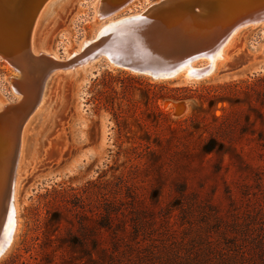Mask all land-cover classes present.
<instances>
[{"label":"rangeland","instance_id":"obj_1","mask_svg":"<svg viewBox=\"0 0 264 264\" xmlns=\"http://www.w3.org/2000/svg\"><path fill=\"white\" fill-rule=\"evenodd\" d=\"M159 1L135 0L113 20L139 14ZM98 2L49 0L32 35L34 54L71 56L95 33ZM107 2L112 5V0ZM14 36L15 42H21L23 33L17 30ZM218 63L211 76L195 82H187L183 74L155 81L103 62L75 72H55L25 128L15 194L17 231L0 264L18 249L27 264H138L143 252L144 259L154 264L166 262L165 254L194 264L197 259L189 261L188 256L200 254L204 246L193 244L194 232L182 221L200 220L194 209L187 210L184 220L180 210L170 207L184 199L180 191L210 205L229 223L247 218L264 221L260 212L264 208V23L240 30L227 58ZM40 68L29 69L32 74L27 72L23 79L19 70L0 58V102L12 106L28 95L16 91L10 79L27 87L29 95L35 94ZM178 88L185 90L177 92ZM156 95L187 99H156ZM9 106L2 111L11 113L10 122L0 117V188L19 135L20 122ZM207 145L214 149L208 152ZM121 177L125 196L116 207L123 211L127 229L101 230L98 223L107 200L111 201L101 183L115 184ZM68 186L91 192L84 209L73 207V200L48 209L43 206V196ZM136 219L151 221L154 228L141 235L138 244L128 226ZM80 223L89 235L87 241H97L96 250L73 247L67 240L66 231L77 232ZM258 228L254 227L247 245L248 254L255 257L259 250L253 241L262 238ZM118 239L124 240L115 253L111 245ZM233 239L219 240L216 234L214 241L219 240L230 255ZM137 245L138 251H129ZM219 260L213 264H220Z\"/></svg>","mask_w":264,"mask_h":264},{"label":"bare ground","instance_id":"obj_2","mask_svg":"<svg viewBox=\"0 0 264 264\" xmlns=\"http://www.w3.org/2000/svg\"><path fill=\"white\" fill-rule=\"evenodd\" d=\"M49 0H29L21 4L20 9H26L22 12L14 13L15 15L11 17L10 14L7 15L6 22L10 24V28L12 30L11 35H1L0 32V44L3 45H14L15 48L12 51H4L0 52V58L6 60L9 64L11 61L8 59L10 56L19 58V65L15 66L16 70H19L23 74V79H25V74L29 71L32 74V69L36 66H41L40 69H47L52 67L55 69V72L62 71H72L75 72L76 68H85L88 65H91L95 61H90L85 65H81L79 67H71L74 63L76 57H80L82 53H85V47L90 44H95L96 41L102 36L103 32L108 29L109 27L112 28L113 24L119 23L120 20L129 19L133 16H128L125 18L113 20V16L122 10L123 8L129 6L135 0H112V5L108 4L107 0H103V2L97 3L96 7V16L99 18V23L97 29L90 40L82 41L78 47V50L74 52V55L69 56L66 59H61L57 57L53 53L40 51L38 52L39 55H35L32 51V35L36 32L38 25L42 23L43 16L45 11L47 10L44 7L46 6ZM54 1V0H53ZM164 2L169 3L172 5L177 15H184L185 20L180 25L176 23L172 26H168V23H164L159 27H153V34L147 38H143V40L139 43L144 47H152L160 56L165 59H179L181 57H186L190 50L198 49L201 50L203 48L210 49L212 48V52L210 55H203L201 59V65L198 68L203 67L202 69H198L195 66V63L188 64L183 71V75L185 79L188 81L196 80L194 79L191 74L197 71H203V69H207L209 67L211 75L216 68L217 63H222L227 58V51L231 47L232 43L236 35L239 33L240 30L249 27V26H256L260 23H264V0H161L157 3L150 5L144 11L151 10L152 7L157 6L159 4H163ZM53 3V2H52ZM49 3V4H52ZM102 6V9H101ZM180 6V10L178 9ZM44 9V10H43ZM42 12V13H41ZM141 13V12H140ZM34 22L31 24L30 21L35 17ZM176 15V16H177ZM210 15V16H209ZM40 16V17H39ZM206 17V19H204ZM202 18V19H200ZM9 19V21H8ZM204 19V20H203ZM4 22V23H6ZM36 27V28H35ZM170 27L171 31H178L181 32L186 30L187 32H197L200 30V35L196 36L195 33H189V35H184L183 32L181 33V39L178 40L179 44L172 43V36H170L167 32V28ZM31 28V36H29L26 32ZM0 30H3L0 26ZM21 31L23 33V37L21 42H15L14 40V33L16 31ZM129 28L125 30H121L120 35L124 37H129L131 33H136L135 28ZM128 31V32H127ZM5 32V31H4ZM207 32H211L209 35ZM169 35V36H168ZM17 43V45H15ZM190 44L189 48L186 46ZM186 44V45H184ZM19 48H18V47ZM21 48V49H20ZM174 48H178L174 50ZM25 50L31 51L30 53H24ZM23 52V53H22ZM22 53V54H21ZM31 54V55H30ZM22 55L24 58L22 59ZM28 55V56H27ZM8 57V58H7ZM208 58V59H205ZM218 63V64H219ZM12 65V64H11ZM39 69V71H40ZM35 73V72H34ZM41 74V73H40ZM208 75V76H209ZM36 77V76H35ZM207 77V76H206ZM29 78L30 75H29ZM36 79V78H35ZM198 80V79H197ZM31 81V80H29ZM39 80H37L38 83ZM35 82V81H32ZM10 83L12 84L13 88L17 91L24 92L28 95L22 98V101L18 105H8V103L0 102V111L6 108L7 106L11 107L14 111L13 114L17 115L19 120V135L18 139L16 140V149L14 156L11 161H9V165L15 164V172H16V179H15V191H14V209H15V221L16 226L14 229L13 240L15 238V234L17 231L18 225V218H17V209L15 203V194H16V183L18 180V175L21 171L23 165V158H24V151L23 147L25 146V128L27 123L30 121V117L34 114V111L38 108L40 103L43 101V97L39 99V101L35 102L37 99V94L29 95V89L25 88L24 85H21L20 82H16L13 79H10ZM27 83V81H26ZM24 83L25 85H27ZM30 83V82H29ZM37 83L35 84V90H37ZM30 84H28V87ZM0 117L6 121L10 122V119L13 118L10 112L0 114ZM16 118V117H15ZM9 131V130H8ZM7 131V132H8ZM11 134V132H9ZM10 136V135H7ZM2 142V141H1ZM4 142V140H3ZM2 144V143H1ZM14 167V166H13ZM7 168V167H6ZM5 169V168H4ZM1 170V167H0ZM6 175V170L3 173L2 182L4 183ZM2 189L0 188V202L2 199ZM0 221H12V218L7 216L6 212H1L0 207Z\"/></svg>","mask_w":264,"mask_h":264},{"label":"water","instance_id":"obj_3","mask_svg":"<svg viewBox=\"0 0 264 264\" xmlns=\"http://www.w3.org/2000/svg\"><path fill=\"white\" fill-rule=\"evenodd\" d=\"M26 1L29 0H0V26L5 31L4 32L3 30H0L2 34H12L10 24L6 22L7 15L10 14L12 17L15 15L14 13H24V10L26 9H20L19 6H21V4ZM172 7L173 6L169 3L164 2L163 4L152 7L149 11L141 12L137 16H133L125 20H120L119 23L113 24L112 28L109 27L103 32L102 36L96 41L95 44L93 43L85 47V53H82L80 57L77 56L71 67L76 68L81 65H85L93 60L95 61L93 65L98 62H103L107 66L128 71L135 75L147 76L155 81H168L178 78L183 74L184 68L188 64L198 63V61H200L199 59H201L203 55H210L213 50L212 48H203L201 50L191 49V52L188 51L189 54H187L186 57L183 56L179 59L170 60L160 56L158 53H156L154 48L149 47L150 45L147 48L139 44L143 40V38H147L153 34V27H159L164 23H168V26H172L175 23L177 25H180L182 22H184L185 16L182 14L177 15L176 10ZM178 7V9L180 10L181 7ZM35 18L36 15L30 21L31 24L34 22ZM204 19H206V17ZM127 28H129L130 30L131 28H135L136 33L134 34L128 32L130 31L128 30L127 32L128 34H130L128 38L120 35L121 30H125ZM167 29L168 34L172 36V43L174 44L173 46H175V44H177V46L180 45L178 40L181 39L180 35L182 32L187 36L189 35V33H195L196 36L200 35L199 29L197 30V32H187L186 30H183L181 32L171 31L170 27H168ZM26 33L31 36V28L27 30ZM210 33L211 32H207L208 35ZM137 40L139 43L137 42ZM15 45H17V43H15ZM186 46L189 48L190 44ZM15 47L16 46L14 45L0 44V52L12 51V49ZM177 49L174 48L173 51ZM28 52L30 53L31 51L25 50L24 53ZM72 55H74V53ZM8 59L11 61L12 65H19V58L10 56ZM196 68L198 67L196 66ZM202 68L203 67L198 69ZM35 69L37 70V68ZM54 71L55 69L52 67H49L47 69H40L39 73H41V75L40 78H38L39 81L37 83V90L39 91H36L37 99L35 102L44 97L46 83L48 79L54 74ZM209 74V67L207 69H203V71L193 72L191 76L196 80L187 82L204 80L211 76ZM6 167V175L3 183V192L0 207L1 212L5 211L7 216L12 218V221H0V260L6 255L12 245L14 229L16 226L14 209L16 167L15 164H13L12 166L8 165Z\"/></svg>","mask_w":264,"mask_h":264},{"label":"trees","instance_id":"obj_4","mask_svg":"<svg viewBox=\"0 0 264 264\" xmlns=\"http://www.w3.org/2000/svg\"><path fill=\"white\" fill-rule=\"evenodd\" d=\"M185 90L183 88H178L176 91H182ZM156 99L158 98H171L173 100H184L187 99V97H178V96H168V95H156ZM214 148L211 147V145L206 146V150L208 152L212 151ZM105 175L100 176V178H104ZM117 182L115 184L103 181L101 185H104V191L106 192L107 199H111V201L107 200L108 202L104 206V216L102 217V221L98 223V228L105 231H116L118 233L124 232L127 229V221L123 215V211H117L116 205L119 203L120 200L123 201L124 199V179L116 178ZM113 184V185H112ZM93 185L90 183V186ZM111 188V189H110ZM110 189V190H109ZM181 195L183 196V200H178V203H174L171 208H175L176 210H180L183 214L181 218L186 220L188 218L187 210L194 209L196 212H198V218L200 221H182L183 224L189 223L190 229L192 232H194L193 237V244L204 246V251H201L200 254H191V256H188L189 261H193L197 259L196 263L194 264H213L214 260L220 257L219 263L220 264H264V221H257L256 219H245L244 221H253V222H239L234 221L232 223H229L228 221H225L223 218H221L208 204H201L196 200L194 197H187L184 196V192L180 191ZM90 191L84 188H74L72 186H68L66 188H62L61 190L54 189L52 192L46 194V196H43V206L48 209L50 207L56 206L59 203H70L71 200L74 202L71 204L73 207H78L80 209H84V206L86 205L87 201L89 200ZM71 198V199H70ZM70 199V201H69ZM197 206V207H193ZM83 206V207H82ZM262 213L261 219L264 220V208L260 211ZM121 217V218H120ZM194 218V217H193ZM139 219H136L134 221H131V223L128 225L133 229V238L132 240H135V244H138L139 237L141 235H145L146 233L154 231V228H152L151 221H138ZM116 221H119L117 223ZM116 223V224H115ZM115 224V226H114ZM196 224V225H195ZM255 226H259L257 229L258 235H261L262 238L257 241H253V246H255L258 250V257L252 256L248 254V248L247 245H250V235L251 232H253V229ZM122 230V231H121ZM77 233H81L79 236ZM87 231L85 229V225L83 223H80L78 231H66V238L70 242V244L73 245V247H88L87 249L92 251L96 250L98 248L97 241L95 242L92 240L90 243L87 241V237L89 236L86 234ZM218 235L219 240L222 238L224 240H228L229 238H234L232 240L231 248L232 252L230 255H227L224 251V249L221 247V245L214 241L215 235ZM124 239H118L114 241L111 245V247L114 249L115 253H119V250L121 248V241ZM137 245L135 248H129V251L136 250L138 251ZM143 252L141 256L139 257L138 264H141V260L143 261L142 264H154L153 262L144 259ZM152 256L154 251H151ZM167 257L166 262L164 263H157V264H185V257L181 256H169L168 254H165ZM219 256V257H218ZM138 257V255H136ZM96 262L92 261V264ZM2 264H27L25 261H23V257L21 255V250L18 249L16 253L11 255L9 259L3 261ZM135 264V263H132ZM156 264V263H155ZM192 264V263H188Z\"/></svg>","mask_w":264,"mask_h":264}]
</instances>
